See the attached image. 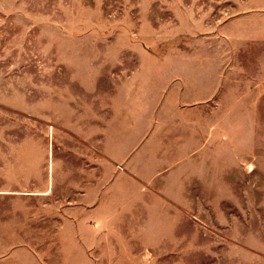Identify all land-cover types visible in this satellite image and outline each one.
<instances>
[{"label":"rangeland","instance_id":"obj_1","mask_svg":"<svg viewBox=\"0 0 264 264\" xmlns=\"http://www.w3.org/2000/svg\"><path fill=\"white\" fill-rule=\"evenodd\" d=\"M0 264H264V0H0Z\"/></svg>","mask_w":264,"mask_h":264},{"label":"crops","instance_id":"obj_2","mask_svg":"<svg viewBox=\"0 0 264 264\" xmlns=\"http://www.w3.org/2000/svg\"><path fill=\"white\" fill-rule=\"evenodd\" d=\"M105 154L112 158L115 163H122V159L116 154V147H109L105 149Z\"/></svg>","mask_w":264,"mask_h":264}]
</instances>
